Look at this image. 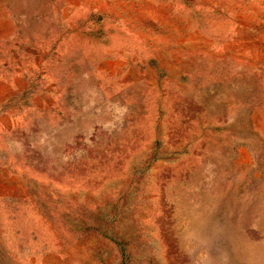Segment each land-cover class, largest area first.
Here are the masks:
<instances>
[{
    "label": "rangeland",
    "instance_id": "374dc122",
    "mask_svg": "<svg viewBox=\"0 0 264 264\" xmlns=\"http://www.w3.org/2000/svg\"><path fill=\"white\" fill-rule=\"evenodd\" d=\"M0 264H264V0H0Z\"/></svg>",
    "mask_w": 264,
    "mask_h": 264
}]
</instances>
